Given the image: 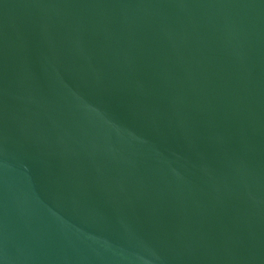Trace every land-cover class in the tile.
I'll list each match as a JSON object with an SVG mask.
<instances>
[{
    "label": "water",
    "instance_id": "obj_1",
    "mask_svg": "<svg viewBox=\"0 0 264 264\" xmlns=\"http://www.w3.org/2000/svg\"><path fill=\"white\" fill-rule=\"evenodd\" d=\"M0 264H264V0H0Z\"/></svg>",
    "mask_w": 264,
    "mask_h": 264
}]
</instances>
